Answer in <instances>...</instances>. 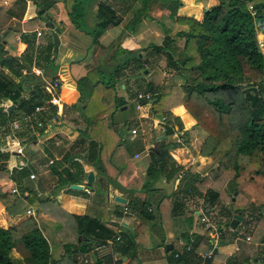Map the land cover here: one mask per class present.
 <instances>
[{"label": "crops", "instance_id": "1", "mask_svg": "<svg viewBox=\"0 0 264 264\" xmlns=\"http://www.w3.org/2000/svg\"><path fill=\"white\" fill-rule=\"evenodd\" d=\"M181 1L183 6L178 9L177 14L185 15L180 14V11L188 10L186 15H192L197 19L201 18L205 8L208 9L218 2V0ZM96 2L97 0H84L85 10L81 20L85 25L89 24L90 27L83 25L85 28L80 26L81 28L77 29L72 24L73 22L62 1L56 2L48 10L42 12L30 0H2L0 2V23L4 28L0 29V33H3L0 38L3 37L2 39L5 40L3 42L4 56L17 57L21 60L24 65L23 76L27 67L33 68L36 72L44 75L47 69L55 64L53 77L59 78L58 98L62 99L59 94L68 95L71 93L73 87H77V81L86 78V76L88 77L90 70L100 71L108 68V66L112 68L117 62H121L122 58L117 52L119 48L123 50L122 54L124 55H128L129 51L136 53L140 48L137 46L138 38L158 34L162 41L166 33H172L177 28L166 3L160 0H151L148 17L132 29L129 20L134 10L139 7L140 1L113 0L116 14L121 19L120 23L97 33L95 31ZM194 12L195 14H193ZM48 22H52L54 27L59 30L58 51L57 53L52 52L51 59H53V62L50 67L43 65L40 68L34 62L28 64L25 61L30 46L28 47V44L22 42L20 37L22 33L26 34L25 37L30 42H34V47L43 48L50 41L49 37L51 36L55 45L50 29L45 27V23ZM157 24L162 32L157 29ZM163 26L166 27L165 31ZM4 30L5 32H3ZM10 31H13L14 35L9 40L6 35ZM38 31L41 33L39 36L37 35ZM106 54L105 61H102L100 58ZM106 60L109 62L106 63ZM89 65H91V68H89ZM16 80L25 87L23 94L27 96L29 93L26 94V92L30 91L32 86L30 88L26 87L25 82L27 80L25 79L22 80L21 78L20 80V78H17ZM62 86L66 89H62ZM42 87L50 95L46 86ZM123 87L125 88L124 85ZM100 99L103 98L98 96L99 101ZM2 103H8V101ZM5 108L11 112L8 107ZM69 109L70 106L66 105L62 110L60 103L52 106V111L62 113L55 121L50 119V114L37 115V120L43 121L42 127L36 125V120L32 119V123H29L27 118L25 119L26 115L16 112L17 118L12 120H16L18 123L21 122V128L16 133L15 141L12 142L9 139L6 141L9 131L3 137L5 151L11 154L6 165L8 169H11L21 161H26L31 171L35 172L36 177L30 179L28 177L29 170L25 174L26 176L22 178V183L19 186L9 178L0 179V185L17 187L20 193L23 191L22 194L28 195L32 200L26 205L24 213L14 216L9 215L0 203V226L8 228L16 225L22 219L29 217L26 213L27 209L32 210L34 213L31 217H40V224L44 229L42 232L50 244L53 255L56 247L55 243H58L59 246L62 245L60 252L54 255L55 257L62 254L64 242L81 240L77 234L74 215L90 216L106 222L107 227L113 225L116 233L126 232L136 236V244L133 250L131 253L124 255L115 248L119 236L114 238L109 230H100L99 236L103 239L94 241L104 244L98 245L93 241L91 245L78 247L77 251L74 249L69 264H93L98 256L102 255H105L104 264H172L170 261L171 254L173 256L175 252H179V257L182 253L184 254L186 251L184 246L188 241L192 243V246L195 245L198 255L207 251L210 241H202L206 230L200 222V215L205 212L214 223V218L212 219L214 206L208 207L205 200L206 188L202 185L205 182L197 184L198 190L202 194L198 195L196 190L190 192L187 186L190 185L191 180L188 177H181V174L176 178L168 179L153 162V154L156 159L154 149L161 145L162 152L164 148L168 147L169 154L166 164L169 168L173 163L175 167L180 166L183 170L195 173L200 179H203L209 173L207 169H210L211 159L198 154V148L196 149L194 140L201 138V135L198 130H192L195 121L186 108L180 105L171 108L169 113L153 116L148 112V105L142 104L139 110L143 109V111L138 117V123L130 128V131L135 128L137 132L134 137L132 135L129 137L128 143L132 144V151L129 152L128 157H124L123 151L120 149L109 146L110 142L107 139H102L101 135H93L92 139L100 146L102 151L97 160L94 161V166L87 163L83 158L77 157L72 158V161H76V165L71 163V160L63 162L64 166L70 167L72 170L76 166L83 169L84 179L81 184L77 185L84 186L88 171L93 172L94 180L90 188L80 190L60 182L50 166L54 161L60 160L66 152L75 149L72 146L80 137V134L86 133L89 130L88 127L90 128L88 126L91 119L89 116L77 111L71 113ZM161 117H165L169 123L168 127L173 128L172 133L166 134V132L163 133L160 130L156 122ZM175 117H178L182 123L180 130L177 129L174 121ZM153 122L154 125H152ZM50 125L54 129L45 132L46 126ZM145 126L152 130V133L150 131L151 135L146 131L149 129ZM157 130H159L158 133ZM20 133L24 134L23 139L17 138ZM28 136L29 140L22 142L27 140ZM150 136L153 138L152 146L148 144ZM187 138L191 140L190 145ZM11 142L13 148L10 147ZM16 143L23 146L25 157L15 153ZM110 147H112L111 151ZM108 148L109 150H107ZM107 152H111V155H105ZM49 160H53V163L50 164ZM146 179L147 182L149 181V186L144 185ZM152 188L155 190L152 192L146 191ZM175 191L177 193L173 197L172 194ZM161 195L163 197L159 200V204L155 205L154 202ZM115 197H122L129 203H118L115 201ZM147 199L152 204L147 208L154 215L151 220L145 219L139 214L141 205ZM175 202H180L182 206L179 211L175 210L174 214L172 208ZM125 206L128 207L127 210H124ZM242 217L244 219L239 220L235 226L236 229L234 228L235 231H232L234 229L231 227V230H229L225 226H221L222 235L218 239L215 254L209 259L210 264H227L226 259L229 257H234L236 264H260L258 260L261 249L260 244L252 242V240L247 242L243 239L249 232L246 227L250 228L251 224L245 223L247 216ZM239 223L245 224V232L238 230ZM99 226H102V224H99ZM209 234L210 239L213 240L211 233ZM235 236L240 237V239L236 240L237 237L235 238ZM132 256L134 257L131 258ZM177 258L173 256V259ZM83 259H86L87 262H84Z\"/></svg>", "mask_w": 264, "mask_h": 264}, {"label": "trees", "instance_id": "2", "mask_svg": "<svg viewBox=\"0 0 264 264\" xmlns=\"http://www.w3.org/2000/svg\"><path fill=\"white\" fill-rule=\"evenodd\" d=\"M30 1L42 12L62 1L73 23L79 22L84 15V0ZM130 1H140L139 7L134 10L129 20L133 29L148 17L151 0ZM160 1L166 3L177 28L172 33H166L161 43H153L140 49L145 57H141L140 50L136 53L129 51V55L113 66V73L117 78L124 77L123 72L131 63L134 71H144L152 63L149 57L156 55L164 61L172 76L180 79V83L173 82L160 88L149 81L143 89L134 92V96L142 91L154 93L150 101H141L148 105V112L153 116L169 113L176 106H184L193 117L194 126L202 138L198 154L210 158L212 166L203 179L180 166L175 167L173 163L169 168L166 164L168 147L163 149L158 161L153 154L154 165L168 179L181 174V177H188L191 183L187 188L190 192L196 190L198 195L202 192L198 190L197 184L205 182L202 184L206 188L205 200L208 207L218 206L212 219L214 218V224L221 231L222 225L231 230L230 220L234 213L247 216V224L255 215L261 222L252 226V232L249 231L252 234L250 241L260 243L264 237V0H218L217 4L203 10L200 19L178 15V9L183 6L181 0ZM96 7L97 33L120 23L113 0H97ZM75 26L79 28L77 24ZM25 36L27 35L22 33L20 37L22 42L30 46L25 61L28 64L34 62L40 68L43 65L50 67L54 47L52 37L40 48L34 47V42H30ZM23 69L24 65L19 58L4 56L0 41V103L8 101L15 105L14 110L7 114L0 108V130L6 132L8 121L17 118L16 112L29 115L36 106L44 105L50 97L40 85L32 86L29 94L24 96L25 87L16 80L23 79ZM103 84L105 82L97 80L92 86L97 88ZM138 87L141 88V85ZM249 87H256V90L246 91ZM98 96L103 98L100 101L104 107L111 101L116 107L126 103L123 98L113 100L109 96L105 97L103 92ZM174 121L180 130L181 121L178 117ZM168 126L166 134L173 132V128ZM87 133L88 130L80 134L72 146L75 149L69 150L60 160L50 165L58 180L67 186L81 184L84 171L77 166L72 170L64 166L63 162L71 160L76 165L72 158L77 157L94 166V161L102 152L94 139L86 136ZM10 156L9 152L0 149V179L9 178L19 186L27 170H9L6 164ZM218 179H221V187L215 185ZM223 184L227 186L222 189ZM144 185L149 186L147 179ZM11 186L0 185V203L9 215L14 216L24 213L26 205L32 200L28 195H23V191L19 194L12 193ZM154 190L152 188L146 191ZM175 193L177 191L172 194L173 197ZM162 197L163 195L159 196L154 204H159ZM149 205H152L150 200H145L139 214L151 220L154 215L147 209ZM181 206L180 202H175L172 212L175 214L174 211H179ZM74 219L81 240L64 242L63 252L58 257L53 255L50 244L34 217H26L8 228L0 226V264H69L74 249L77 251L78 247L103 239L99 236V231L104 229L109 230L114 238L119 236L115 248L121 254L131 253L136 244V236L126 232L116 233L113 225L107 227L104 221L87 215H74ZM202 239L203 242L210 240L208 230ZM94 242L98 245L104 244ZM259 252L258 260L260 264H264V250L261 248ZM104 258L105 255L98 256L93 264H104ZM200 260L195 245L179 258L173 259L172 254L170 258L172 264H200ZM226 262L236 264L234 257L227 258ZM206 264H210V260Z\"/></svg>", "mask_w": 264, "mask_h": 264}, {"label": "rangeland", "instance_id": "3", "mask_svg": "<svg viewBox=\"0 0 264 264\" xmlns=\"http://www.w3.org/2000/svg\"><path fill=\"white\" fill-rule=\"evenodd\" d=\"M2 2V0H0ZM206 9V8H205ZM183 12V13H182ZM188 12L186 11H180V14H185ZM195 14V12L193 13ZM192 16V15H190ZM16 22V21H14ZM0 23V29H3L4 26L1 25ZM74 26L77 24L79 28L87 26L90 27L89 24H86L80 20L77 23H72ZM81 24V25H80ZM85 25V26H83ZM81 26V27H80ZM157 29L162 32L160 26L158 24L156 25ZM75 28L79 29L78 27L75 26ZM165 28L163 26V30L165 31ZM176 29V28H175ZM115 30V29H113ZM118 30V29H117ZM115 30V31H117ZM5 32V30L3 31ZM6 35V34H5ZM14 35L13 31H10L8 35H6V38L9 39L11 36ZM0 36H3V33H0ZM3 37L0 38L1 44L3 45V42L5 40L2 39ZM161 38L159 37L158 34H155L154 36H144L143 38H138L137 40L139 41L137 43V46L140 47L139 49L146 48L149 44H157L161 42ZM10 40V39H9ZM135 47V46H134ZM6 49V47H5ZM138 49V50H139ZM117 51V50H116ZM141 51V57H145V53L143 50ZM109 52V51H108ZM119 54L121 58L127 56L122 54L123 50L118 49ZM264 52V49H263ZM124 55V56H123ZM129 55V54H128ZM107 57L106 55H102L100 58L102 61H105ZM151 62L146 70H136L134 71L132 63L130 64V67L124 70L123 73H125V76L122 78H117V76L113 73V67L109 68H104L102 69V72H98L99 70H92L91 73H89L88 78H83L80 81H77L78 85L77 87H73V90L71 93L68 95L64 94L60 95L62 99H60V104H61V109L64 110V106L68 105L70 106L69 112L75 113L76 111L81 114H85L86 116H89L90 122L89 125L90 128L88 127V133L86 136L89 137H94L93 135H101L102 139L108 140L110 142L109 146H112L115 149H120L123 151V156L128 157L129 152L132 151V144L128 143L129 137L131 136L130 134V128L135 126L138 123V117L142 113V110H139L135 108L136 105V97L134 96V92L138 91L139 89H143L146 85L147 82H151L154 86L157 87H163L165 85H170L173 82L180 83V79L176 76H172V73L169 72V70L166 67V64L164 63L163 60L157 58L156 55L150 56L149 57ZM109 61L106 60V63ZM89 68H91V65H89ZM109 69V70H108ZM97 72V73H96ZM97 80H100L101 82H105L103 86H98L97 88H94L92 85L96 83ZM109 84V86H108ZM127 85L126 88L123 87V85ZM63 85V84H62ZM124 85V86H125ZM138 85H141V88L138 87ZM44 88V87H43ZM62 89H66L64 86H62ZM105 93V97H111L113 100L114 99H120L123 98L125 99L126 103L125 108H122L123 106L116 107L115 103L111 101L107 107H104L102 105V101L98 100V95L101 93ZM79 103H76V102ZM61 110V111H62ZM71 110V111H70ZM187 110V109H186ZM162 114H165L162 113ZM61 116V115H60ZM156 116H160L156 115ZM151 122V121H150ZM145 125V120L143 121ZM20 128H21V122L18 123ZM48 125V124H47ZM146 127V126H145ZM144 127V128H145ZM149 129L148 127H146ZM54 129V128H53ZM52 126H46L45 132L52 131ZM159 129V128H158ZM192 130H198L194 124L192 125ZM145 131V130H144ZM148 131L149 135L150 131L152 133V130H146ZM159 130H157V133ZM4 133L6 134L5 130H0V146L3 145L4 142ZM24 134L20 133L17 138L23 139ZM202 138H198V140H194V144L196 146V149L198 148V145L200 144ZM29 140V136L27 140H23L22 142H27ZM149 145H153V138L150 136L148 138ZM12 142H14V139H11ZM10 143V147L13 148V143ZM187 142L190 145L191 140H188ZM25 146H27L25 144ZM5 146L3 145L2 148H0L2 151H5ZM112 147H110V151L112 150ZM10 148V149H11ZM109 150V148L107 149ZM105 155L110 156V153H106ZM12 165V164H11ZM212 166V163L210 164L209 168ZM208 170V169H207ZM38 171V170H37ZM26 176V175H25ZM221 180V179H220ZM219 179L216 180V186L221 187V181ZM22 181V180H21ZM225 183V182H224ZM227 186V185H226ZM225 184H223L222 189L226 187ZM222 204V203H221ZM214 211L218 210V206L214 208ZM248 213V212H247ZM36 220L38 226L44 231L43 227H41L40 224V217H34ZM215 221H217V216L215 215ZM261 222L255 215H253V218L248 220V223L251 224L250 228L246 227L247 231L252 232V226H256L258 222ZM240 229V232H245V224L244 223H239L238 230ZM251 229V230H250ZM251 232H248L250 234ZM55 251L54 255L58 254L62 248V245H58V243H55Z\"/></svg>", "mask_w": 264, "mask_h": 264}, {"label": "built area", "instance_id": "4", "mask_svg": "<svg viewBox=\"0 0 264 264\" xmlns=\"http://www.w3.org/2000/svg\"><path fill=\"white\" fill-rule=\"evenodd\" d=\"M249 9H251V6H249ZM40 34L41 33L38 31L37 35L39 36ZM58 85H59V78L58 77H53L52 80L47 83L46 88H47L48 92L50 93V99L44 105L36 106L31 114L25 116V119L27 118L29 123H32L31 120L34 119V120H36V125L38 127H42L43 121L37 120V118H36L37 115H48V114H50V119L52 121L57 120V117L62 115V113L59 114L58 112L55 113L54 111H52V106H56L60 103V99L58 98ZM152 96H154V93H152L151 91L138 92L137 95L135 96L136 97L135 107L137 109H141V107H142L141 101H147L148 102L152 99ZM3 111L8 112L7 108H4ZM7 124H8V128H9V130H8L9 134L6 136V141H8V139H9V141H11V139L16 138V133L18 132L20 126L18 124V121H16V120H12V121L9 120ZM156 124L158 125V127L160 128V130L163 133L166 132L168 122H167L165 117H161V119L158 120L156 122ZM152 125H154V122ZM130 132H131L132 137H134L137 130L135 128H132ZM14 151L16 154H19L20 156L25 157L23 146L20 143H16V147H15ZM49 163L50 164L53 163V160H49ZM13 169H17L18 171L27 170V173L30 170V172L28 173V177L30 179H35V177H36L35 172L31 171V169H30V167L26 161H21L19 164H17V166H15L14 168H11L9 170H13ZM11 192L16 193V194L20 193L18 188L14 187V186L12 187ZM124 210H127V206L124 207ZM26 213L29 216H33L34 212L30 209H27ZM200 222L203 224L205 230H208L209 233H211L212 239H213V240H211V239L209 240L210 246L207 249V251H205L204 253H201L199 255L201 258L200 264H206V262L213 257V254L216 251V248L218 245V239L222 235V231L220 230V228H218L210 220V218L208 217V215L205 212L201 213ZM117 239H119V237H117ZM239 239H240V237L236 238V240H239ZM243 239L247 242H250V234H247ZM259 244H260V247L264 250V237ZM184 249L186 251H190L192 249V243L186 244L184 246ZM173 256L176 258L179 257V252H175L173 254ZM83 261L87 262L86 259H83Z\"/></svg>", "mask_w": 264, "mask_h": 264}, {"label": "water", "instance_id": "5", "mask_svg": "<svg viewBox=\"0 0 264 264\" xmlns=\"http://www.w3.org/2000/svg\"><path fill=\"white\" fill-rule=\"evenodd\" d=\"M207 10V9H206ZM45 27L50 29L51 31V35L54 38L55 41V45L53 47V51L55 53H57L58 51V45H59V38H58V28H55L52 22H48L45 23ZM51 61L53 62V59H51ZM51 62V64H52ZM56 66L55 64L48 68L47 71L45 72L44 75H42V73L40 72H36L33 68L27 67L26 68V73H24L23 79L22 80H27V82H25V86L30 88L31 86L34 85H42V86H46L48 82H50L53 78V67ZM255 91L256 87H249L246 89V91ZM29 91L26 92V94H28ZM8 107L9 110H14L15 105L12 104L11 102L8 103H0V108H5ZM122 108H125V106H123ZM154 153L156 154V160H160L161 157V153H162V146L158 145L156 147V149H154ZM94 180V174L92 171H88L87 176H86V183L84 186L82 185H77V184H71L70 187L74 188V189H82V188H90L91 183ZM115 201L121 204H125V203H129V201H126L124 198L122 197H115ZM244 217L234 213L232 215V219L230 221V226L232 229L235 228V226L238 224L239 220H243ZM169 246V245H168ZM167 249H169L167 247ZM112 261L114 262V260L112 259Z\"/></svg>", "mask_w": 264, "mask_h": 264}]
</instances>
